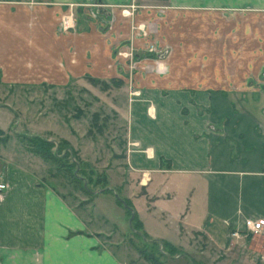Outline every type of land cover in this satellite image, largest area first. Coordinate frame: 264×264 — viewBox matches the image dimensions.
Listing matches in <instances>:
<instances>
[{"label":"crops","instance_id":"obj_1","mask_svg":"<svg viewBox=\"0 0 264 264\" xmlns=\"http://www.w3.org/2000/svg\"><path fill=\"white\" fill-rule=\"evenodd\" d=\"M69 13L82 29L64 28ZM147 41L159 52L132 70L118 48L141 50ZM83 75L119 78L140 92L130 105L126 163L143 176L151 204L174 197L149 188L152 173L167 175L166 184L172 175L194 181L204 218L191 223L189 211L177 214L180 247L195 233L230 248L250 234L246 218L264 219V111L247 107L264 98V0H0L2 84L59 86ZM18 147L0 146L8 182L0 264H125L86 206L51 182L47 160ZM261 236L255 253L264 263Z\"/></svg>","mask_w":264,"mask_h":264},{"label":"rangeland","instance_id":"obj_2","mask_svg":"<svg viewBox=\"0 0 264 264\" xmlns=\"http://www.w3.org/2000/svg\"><path fill=\"white\" fill-rule=\"evenodd\" d=\"M71 29L82 28L76 21ZM138 31L146 37L151 35L142 26ZM155 44L147 41L148 46L141 50L123 45L118 51L128 56L124 58L133 70L140 61L159 52L161 47ZM172 63L182 66L177 60ZM122 84L119 78L85 75L59 86L4 85L0 81V146L16 144L33 151L45 149L47 141L52 143L53 157L43 167H50L54 177L49 179L73 205L86 206L88 216L105 230L101 235L105 245L116 250L125 264H216L223 259L226 261L221 264H264L255 253L263 232L248 231L256 235L254 244L249 234L236 239L230 248H216L206 236L191 233L187 236L189 244L179 246L176 241L180 238L173 229L179 221L177 214L189 211V222H202L203 201L189 187L194 182L190 177L172 175L166 184L167 175L163 178L158 173H152L154 181L149 188L156 186L174 197L151 204L143 196V176L129 172L126 163L130 105L140 92ZM252 90L259 92L257 88ZM247 107L264 111V98ZM262 125L264 129V119ZM148 231L158 236H149Z\"/></svg>","mask_w":264,"mask_h":264},{"label":"built area","instance_id":"obj_3","mask_svg":"<svg viewBox=\"0 0 264 264\" xmlns=\"http://www.w3.org/2000/svg\"><path fill=\"white\" fill-rule=\"evenodd\" d=\"M63 26L66 29L73 27V18L72 16H66L63 19ZM8 189V182L6 180L3 170L0 168V196ZM245 229L254 233L264 232V219H253L246 218L244 221ZM241 230H236L233 232V235L240 237Z\"/></svg>","mask_w":264,"mask_h":264},{"label":"trees","instance_id":"obj_4","mask_svg":"<svg viewBox=\"0 0 264 264\" xmlns=\"http://www.w3.org/2000/svg\"><path fill=\"white\" fill-rule=\"evenodd\" d=\"M3 132V130H1V128H0V134ZM48 143L46 144V146H44L45 147V149H38V148H34L35 150H33L32 148V150L33 151H35V153H37V154H40V155H42L43 156V158L45 159V160H49L50 158L52 159V157H53V152H52V150H51V147H53V144L52 143H50L49 141H47ZM34 147V146H33ZM44 150V151H43ZM127 202H128V200H127ZM131 210V209H130ZM132 211V210H131ZM137 225H138V223H137ZM139 226V225H138ZM146 236V235H145ZM171 248H173V247H171Z\"/></svg>","mask_w":264,"mask_h":264}]
</instances>
